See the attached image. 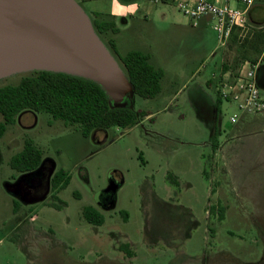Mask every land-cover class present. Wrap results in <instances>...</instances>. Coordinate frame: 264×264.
<instances>
[{
    "label": "rangeland",
    "instance_id": "rangeland-1",
    "mask_svg": "<svg viewBox=\"0 0 264 264\" xmlns=\"http://www.w3.org/2000/svg\"><path fill=\"white\" fill-rule=\"evenodd\" d=\"M79 6L88 12L91 4ZM170 9L181 31L158 14L150 21L156 32L149 62L164 77L156 97H125L130 108L148 113L133 126L84 137L76 124L46 112L6 126L0 137V264H264V158L243 153L238 165L230 160L238 173L228 174L217 168L212 150L215 129L221 142L258 132L240 120L253 115L220 100L207 83L220 57L218 68L238 59L239 43L220 47L210 24L194 27L177 7ZM30 74L0 78V86ZM233 114L239 116L234 123ZM26 139L43 152L39 172L9 165ZM53 169L71 177L58 192L50 187ZM111 182L119 186L106 193ZM111 193L114 202L105 208ZM88 205L104 216L102 225L82 217Z\"/></svg>",
    "mask_w": 264,
    "mask_h": 264
},
{
    "label": "trees",
    "instance_id": "trees-1",
    "mask_svg": "<svg viewBox=\"0 0 264 264\" xmlns=\"http://www.w3.org/2000/svg\"><path fill=\"white\" fill-rule=\"evenodd\" d=\"M94 25L98 32L116 31L114 25L109 22L97 21ZM230 40L239 43V57L231 65L223 64V72L232 69H236L237 72L243 62L251 60L248 55L250 49L255 51L258 47L264 46V32L257 30L250 38L241 42L237 40L236 35H233ZM109 44L111 49L117 53L113 41ZM117 55L121 62L120 67L131 84L133 93L150 99L161 92L164 70L152 65L148 54L131 50L124 55L118 53ZM23 111L46 112L53 119H60L65 124H76L84 137L90 136L96 129L133 126L141 117L148 115L143 110L130 108L125 98L121 104L114 105L105 90L92 80L45 70H33L30 75L23 77L16 84L0 86V114L3 117L0 121V137L4 134L6 126L14 124L17 115ZM218 113L219 107L217 106L216 114ZM216 135L215 129L212 140L213 152L218 146ZM42 161V150L35 145L33 140L26 139L22 149L9 160V165L17 172L26 173L37 170ZM70 178L69 173L63 169L54 172L50 179L52 192L65 188ZM52 197L57 198L54 193ZM108 198L104 206L113 204L114 194H109ZM55 206L58 205L55 204ZM81 213L90 224L102 225L104 222V216L93 206H84ZM122 214L126 219L127 214L124 212ZM119 249L129 257L133 255L128 244H121Z\"/></svg>",
    "mask_w": 264,
    "mask_h": 264
},
{
    "label": "water",
    "instance_id": "water-1",
    "mask_svg": "<svg viewBox=\"0 0 264 264\" xmlns=\"http://www.w3.org/2000/svg\"><path fill=\"white\" fill-rule=\"evenodd\" d=\"M33 70L92 80L114 105L132 93L124 71L74 0H0V78ZM116 187L111 182L105 192Z\"/></svg>",
    "mask_w": 264,
    "mask_h": 264
},
{
    "label": "crops",
    "instance_id": "crops-1",
    "mask_svg": "<svg viewBox=\"0 0 264 264\" xmlns=\"http://www.w3.org/2000/svg\"><path fill=\"white\" fill-rule=\"evenodd\" d=\"M177 1L192 2L194 0H78L76 2L79 4H91L88 12H86L83 8L82 9L89 17L91 24L100 40L116 59L117 63L121 65L117 53L124 55L131 50H138L148 54L149 61L153 57L151 42L152 33L156 32V28L151 25L150 21L154 19L157 14L160 21L166 22L168 27L173 28L175 31L177 29L178 32L181 31V25L170 9L171 6L176 7ZM219 1L223 2L225 0ZM228 1L231 5L237 4L235 0ZM249 20L250 23L257 28V30H259L260 32H264V0L254 1V4L249 13ZM97 21L100 23L109 22L110 24H113L116 31L113 32L111 30H106L104 32H98L97 28L94 25V23ZM209 24V19L205 17L200 20L197 26H206ZM110 41H113L117 53H115L111 49V46L109 44ZM263 48L264 46L258 47L255 51L250 49V52L253 55L250 56L251 60L249 61L256 62L262 55L260 60L257 62L256 78L261 89V94L264 98V53L262 54ZM220 60L221 57L215 63V69L213 70V74L211 77L230 73V71L223 72L222 68L217 67L221 63ZM211 77L207 80V83L209 82ZM17 119L20 122L31 123V121L35 119V115L31 111H23L19 115H17L16 120ZM240 120H242L243 125L245 126H254L253 128L256 129V131H258L259 133L257 132L254 135L249 136L248 138L229 137L222 142L218 141V146L213 152V157L217 158V161L220 162L223 166V168H221V165H219L217 168H220V171L227 172L228 174H230L229 170H231L230 160L234 157L236 158L234 161V164L236 163V165H238V158L241 157L243 153L245 156L249 155V157L259 156L261 158H264V112L250 117H242ZM256 134L258 135V137ZM43 163L44 159L41 165H43ZM232 170H235L237 172L236 167ZM54 172H56V170L53 169L51 172V177ZM229 177L231 178L232 176ZM228 180H226L227 184L230 183L231 186L236 187V183L234 180L232 181L235 184H233L231 180H229L230 182H228ZM118 186L119 184L117 185V187ZM213 190L214 189L212 188V191ZM104 207L107 208L110 206ZM127 217L128 215L126 216V218ZM130 250L133 252L131 248Z\"/></svg>",
    "mask_w": 264,
    "mask_h": 264
},
{
    "label": "built area",
    "instance_id": "built-area-1",
    "mask_svg": "<svg viewBox=\"0 0 264 264\" xmlns=\"http://www.w3.org/2000/svg\"><path fill=\"white\" fill-rule=\"evenodd\" d=\"M235 1L236 5H231L228 0L177 1L176 7L188 18L192 26H197L202 18H208L217 34L219 46L225 47L233 35H236L237 40L241 42L257 31L249 20V13L255 0ZM259 60L243 62L235 74L213 76L208 82L209 87L220 100L234 103L242 114L263 113L264 98L256 78V66ZM238 119L237 114L230 116L232 123Z\"/></svg>",
    "mask_w": 264,
    "mask_h": 264
},
{
    "label": "flooded vegetation",
    "instance_id": "flooded-vegetation-1",
    "mask_svg": "<svg viewBox=\"0 0 264 264\" xmlns=\"http://www.w3.org/2000/svg\"><path fill=\"white\" fill-rule=\"evenodd\" d=\"M43 167V165H40L39 168L36 170L37 172L41 171V168Z\"/></svg>",
    "mask_w": 264,
    "mask_h": 264
}]
</instances>
